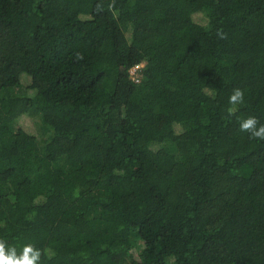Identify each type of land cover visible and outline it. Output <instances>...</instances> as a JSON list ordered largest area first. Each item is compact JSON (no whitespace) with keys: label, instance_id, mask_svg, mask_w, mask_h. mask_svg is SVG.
<instances>
[{"label":"trees","instance_id":"obj_1","mask_svg":"<svg viewBox=\"0 0 264 264\" xmlns=\"http://www.w3.org/2000/svg\"><path fill=\"white\" fill-rule=\"evenodd\" d=\"M109 3L0 0V239L40 264H264V140L239 129L264 124V0Z\"/></svg>","mask_w":264,"mask_h":264},{"label":"clouds","instance_id":"obj_2","mask_svg":"<svg viewBox=\"0 0 264 264\" xmlns=\"http://www.w3.org/2000/svg\"><path fill=\"white\" fill-rule=\"evenodd\" d=\"M108 9H115V0H110ZM98 12L104 9L97 5ZM217 37L219 39H226L227 34L221 30H217ZM84 56L81 52L74 53L76 61L83 60ZM229 115L233 114L236 108L243 105L245 102V93L240 88H234L228 97ZM239 129L241 132L249 134L250 139L264 140V124H260L258 118L255 116H248L239 121ZM42 250L35 247L32 243H25L19 251L14 246H9L4 239H0V264H40Z\"/></svg>","mask_w":264,"mask_h":264},{"label":"rangeland","instance_id":"obj_3","mask_svg":"<svg viewBox=\"0 0 264 264\" xmlns=\"http://www.w3.org/2000/svg\"><path fill=\"white\" fill-rule=\"evenodd\" d=\"M35 117L23 116L20 118L21 124L27 130L33 131L35 128Z\"/></svg>","mask_w":264,"mask_h":264},{"label":"built area","instance_id":"obj_4","mask_svg":"<svg viewBox=\"0 0 264 264\" xmlns=\"http://www.w3.org/2000/svg\"><path fill=\"white\" fill-rule=\"evenodd\" d=\"M140 66L136 65L130 70V75L132 78L136 79V71Z\"/></svg>","mask_w":264,"mask_h":264}]
</instances>
